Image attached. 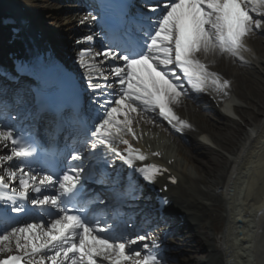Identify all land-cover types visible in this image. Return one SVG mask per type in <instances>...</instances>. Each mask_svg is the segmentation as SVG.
Wrapping results in <instances>:
<instances>
[{"label":"snow or ice","instance_id":"1","mask_svg":"<svg viewBox=\"0 0 264 264\" xmlns=\"http://www.w3.org/2000/svg\"><path fill=\"white\" fill-rule=\"evenodd\" d=\"M141 3L147 12L140 11L135 18H129L123 10L115 14L105 32L106 44L101 51L94 55L91 47L80 51L79 64L88 72L86 82L96 93L94 103L102 115L86 133L84 143L68 154L67 166L59 174L49 173L39 179V185H50L54 191L32 199L31 204L51 206L57 210L56 218L47 225L9 224L11 214L26 211L18 200L27 201L30 190L41 193L42 188L35 183L37 175L23 168L11 171L7 182L0 177V189L11 192V195L0 192V201L4 202L0 206V224L5 225L0 229V252H10L14 241L17 252L23 253L9 254L0 259V264L25 261L26 264H103L104 261L129 264L134 258L135 264H164L157 254L130 249V245L146 240V233L125 236L112 226L103 227L96 217H90L88 207L99 197L86 198V182L96 181V172L85 161L91 158L108 164L110 158L100 153L103 147L135 174L126 191L136 192L140 179L147 184L155 183L157 176L167 169L148 164L136 166L134 161L143 162L146 157L139 150L133 155L124 138L128 134L136 136L133 114L143 118L142 112L158 110L159 116L177 131L190 127L171 107L185 95L184 85L177 83L180 76L176 70L198 92L210 83L216 92L228 95L231 81L209 71L199 56L218 53L248 63L244 54L251 51L249 40L256 34H264V0H158L157 3L141 0ZM94 38L90 33L77 43L91 44ZM89 56L91 59H86ZM112 61H121L122 65L105 72L104 66ZM0 141L11 143L10 155L0 157V161L20 159L23 162L38 151L34 142H26L10 130L0 131ZM117 143L128 147L120 151L115 146ZM17 171L21 174L18 189L12 185L17 180ZM113 231L115 234L109 236ZM143 247L148 249L149 245Z\"/></svg>","mask_w":264,"mask_h":264},{"label":"bare ground","instance_id":"2","mask_svg":"<svg viewBox=\"0 0 264 264\" xmlns=\"http://www.w3.org/2000/svg\"><path fill=\"white\" fill-rule=\"evenodd\" d=\"M38 2L40 0H0V20L16 13V16L21 15L24 20L13 23L12 27L18 29L17 32L2 31L1 36L4 40L0 36V43L5 44L6 39L11 41L20 36L29 38L28 27L39 28L50 39L54 38L53 35L56 33L75 29L76 21L71 16L66 18L52 17L49 14L42 16L45 11L51 10L48 5ZM6 11H10L11 15L8 12L6 15ZM248 43L251 51L244 54L248 61L246 64L218 53L199 56L200 60L203 59V62L207 63L209 71H217L220 76L231 81V89L226 96L210 88L215 99L213 110L220 118V123L211 122L212 112L203 113V105L196 104L191 97H187L186 100L180 97L179 101L174 103L173 108L180 114V118H187L190 122V127L184 128V131L190 133V142L195 154L189 151L192 145L182 144L179 149V146H174V143L168 141L164 135L156 137L158 126L153 119L152 111L144 113L145 115H142V112L143 118L133 114L132 127L136 129V136L135 138L131 134L124 136L130 145L132 144V150H139L145 157H151L152 152L159 151L162 154L160 160L164 162L172 158L175 160L170 166L179 178L182 188L176 190L174 186H169L167 194L171 199L172 208L182 214L184 229L189 231L187 239L184 240L186 236L180 238L176 235L175 241L192 243V248L201 249L204 256L187 255L181 259L177 255L184 253L178 252L175 253L178 258L168 264L242 262L243 256L236 253L237 250H234L231 243L235 218L233 197L236 192L243 195L242 209L249 213L246 214V218H250L254 225L251 234L243 235L242 239L246 240L248 236L249 240H246V243H249V251L251 247L253 248L254 264H264V92H262L264 87L261 85V79H264V42L259 36L254 35ZM54 44L60 50L66 45ZM68 57L72 58L71 55L66 56L67 59ZM203 102L206 104L208 100L204 98ZM228 112L241 117L248 129H242ZM191 124L194 127H191ZM207 142L216 146L214 153L206 148ZM184 148L187 151H183ZM198 148H202L201 152L204 151L202 160L197 158ZM101 149L104 150L103 147ZM178 150L183 152L180 153L183 156L180 157L182 163L178 160ZM5 151H7L5 141H0V153ZM105 156L110 158L108 164L98 160L97 162L114 170L116 167L114 158L108 153ZM215 190H219L220 195H217ZM205 223L212 226L214 233L206 231L208 228ZM3 253L0 252V256Z\"/></svg>","mask_w":264,"mask_h":264},{"label":"rangeland","instance_id":"3","mask_svg":"<svg viewBox=\"0 0 264 264\" xmlns=\"http://www.w3.org/2000/svg\"><path fill=\"white\" fill-rule=\"evenodd\" d=\"M52 23V22H51ZM260 39H262V41L264 42V35H261L260 36ZM261 85L264 87V79H261ZM264 89V88H263ZM262 92H264V90L262 91ZM240 102V101H239ZM207 106H209V105H207ZM204 113H209L208 111H203ZM233 118H234V120L236 121V122H238L240 125H241V128L242 129H244V130H247L248 129V127H246V122L241 118V117H239L238 115H235V116H232ZM210 121L211 122H217V123H220L221 122V120H220V118H218L216 115H211V117H210ZM207 145H209L208 147L206 146V148L208 149V150H210L212 153H214L215 152V150L214 149H217L216 148V146H214V145H212V144H210L209 142H207ZM176 149H178L177 147H175ZM194 148V147H193ZM192 147H190L189 148V151H195L194 149H193ZM180 149V148H179ZM202 149V148H201ZM201 149H199L198 148V156H197V158L198 159H201L202 160V158H203V155H202V153L204 152H201ZM183 151H187L186 150V148H184V149H182ZM180 153H182L183 154V152H180V150H178V155H179V157H178V159L181 157H183L182 156V154H180ZM194 154H195V152H193ZM181 158H180V162L182 163V160H181ZM190 163V162H189ZM191 165V164H190ZM201 175H203V174H201ZM218 223H220V221H218ZM192 233V232H191ZM189 234V232H188V230H184V231H182V235L183 236H186L185 238L187 239V237L189 236L188 235ZM186 244H184V245H182V249H183V251L182 252H185L184 254H181V255H178V257H180V258H184L185 256H187V255H189V256H192V255H194V256H197V257H199V256H204V252L201 250V249H197V248H192V243H187V241L185 242ZM188 264H194L193 262H188Z\"/></svg>","mask_w":264,"mask_h":264}]
</instances>
